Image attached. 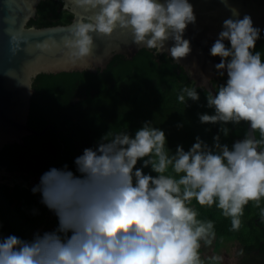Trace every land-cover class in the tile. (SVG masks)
Returning a JSON list of instances; mask_svg holds the SVG:
<instances>
[{
	"label": "clouds",
	"instance_id": "obj_1",
	"mask_svg": "<svg viewBox=\"0 0 264 264\" xmlns=\"http://www.w3.org/2000/svg\"><path fill=\"white\" fill-rule=\"evenodd\" d=\"M81 15L64 44L73 54H90L93 33L111 37L119 29L138 47L167 53L179 62L191 52L183 34L196 15L190 0H75ZM226 2V0H225ZM231 14L209 48L222 83L179 89L177 99L207 108L200 123L217 125L211 143L196 135L187 148L171 149L163 128L145 120L130 132L108 131L84 147L75 166H51L31 188L57 218L50 230L30 237L0 235V264H207L201 242L215 237L214 221L202 219L193 201L215 205L238 229L244 206L264 198V59L256 42L264 29L250 14ZM171 42V43H169ZM246 124L242 137L222 141L229 125ZM209 131L210 129H205ZM258 133V135H257ZM148 169V171H145ZM35 211V210H34ZM264 214V208L261 209Z\"/></svg>",
	"mask_w": 264,
	"mask_h": 264
},
{
	"label": "trees",
	"instance_id": "obj_2",
	"mask_svg": "<svg viewBox=\"0 0 264 264\" xmlns=\"http://www.w3.org/2000/svg\"><path fill=\"white\" fill-rule=\"evenodd\" d=\"M72 18L62 9L61 0H42L27 27L65 26ZM256 50L264 59V33L256 42ZM223 81L220 77L212 84ZM192 85L194 82L182 68L165 54L154 57L146 49L138 50L131 58L116 54L96 72L36 76L27 125L38 133L50 125L54 129L47 128L40 136H26L23 146L12 144L0 149V235L28 237L30 231L45 223L49 209L41 203L40 195L29 189L30 179L51 166L67 164L74 170V157L108 131L134 132L143 121L151 120L165 130L167 144L173 150L178 143L187 149L196 135L211 143L218 126L200 123L197 115L212 111L205 106L207 91L198 89L199 101L188 100L185 104L177 99L179 89ZM229 127L222 141L231 144L243 136L247 126L242 122ZM13 177L20 182H3ZM193 205L200 218L214 221L216 248L229 243L239 264H264V198L259 204L249 201L244 206L238 229L232 228L230 218L215 205L201 206L195 201ZM49 223L54 228L56 216Z\"/></svg>",
	"mask_w": 264,
	"mask_h": 264
},
{
	"label": "water",
	"instance_id": "obj_3",
	"mask_svg": "<svg viewBox=\"0 0 264 264\" xmlns=\"http://www.w3.org/2000/svg\"><path fill=\"white\" fill-rule=\"evenodd\" d=\"M42 0H0V149L5 145L23 146V138L40 136L27 125L30 100L34 93L33 79L39 74L61 72H96L104 68L111 58L121 54L131 58L140 49L128 43L130 37L117 29L111 37L93 33L94 44L90 54H73L64 44L75 21L88 10L79 7L75 0H61L62 7L73 15L70 24L44 28L27 27L34 18L37 5ZM196 15L189 23L184 36L190 40L191 52L179 62L165 54L179 65L188 79L199 83L203 76L219 80L214 64L219 56L209 55V48L221 30L222 21L231 14V7L240 15L250 14L255 26L264 29V0H190ZM171 43V42H169ZM224 79L226 78L223 77ZM214 87V86H213ZM207 91L206 89H204Z\"/></svg>",
	"mask_w": 264,
	"mask_h": 264
},
{
	"label": "rangeland",
	"instance_id": "obj_4",
	"mask_svg": "<svg viewBox=\"0 0 264 264\" xmlns=\"http://www.w3.org/2000/svg\"><path fill=\"white\" fill-rule=\"evenodd\" d=\"M3 173L2 170H0V175ZM40 177V176H39ZM39 177L37 178H31L29 182V189L32 188L34 184H36L39 180ZM4 183L8 185H13L14 183L20 182V179L18 177H13L9 180L3 181ZM40 195V193H38ZM55 216V214L49 209L47 216H46V221L45 223L41 224L37 228L33 229L32 231L29 232L28 237L32 235V233L36 230H49L52 228V225L49 223V220L51 217ZM201 253H202V258H207L209 256L213 255H220L223 257V259L219 262H213V261H207V264H239L238 263V258L235 257V252L234 248L231 246L232 244L229 243H222L220 247L216 248L215 247V241L214 238L211 240L210 244H205L203 241L201 242Z\"/></svg>",
	"mask_w": 264,
	"mask_h": 264
},
{
	"label": "flooded vegetation",
	"instance_id": "obj_5",
	"mask_svg": "<svg viewBox=\"0 0 264 264\" xmlns=\"http://www.w3.org/2000/svg\"><path fill=\"white\" fill-rule=\"evenodd\" d=\"M62 9H63V7H62ZM64 10V9H63ZM36 15V14H35ZM34 18H35V16H34ZM151 53H153V56L154 57H156L157 55H161V53H159V54H155V50H149ZM158 62V61H157Z\"/></svg>",
	"mask_w": 264,
	"mask_h": 264
}]
</instances>
